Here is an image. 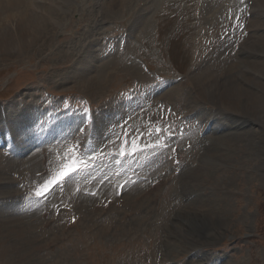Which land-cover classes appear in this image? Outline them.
Wrapping results in <instances>:
<instances>
[{
	"label": "rangeland",
	"instance_id": "rangeland-1",
	"mask_svg": "<svg viewBox=\"0 0 264 264\" xmlns=\"http://www.w3.org/2000/svg\"><path fill=\"white\" fill-rule=\"evenodd\" d=\"M77 1L71 7L69 6V12L71 13L66 17L59 18L63 21L62 27L58 28L56 33L54 32V36L49 40L52 42L50 46L48 43L45 46L44 44H39V46L30 43L27 45L22 44L24 46L20 47L19 52L14 51L15 54H5L6 51L2 53L3 50L0 48V107L17 105L22 108L26 103L27 105L32 102L36 104L41 102L39 99H42L41 96L44 95V92L45 94L46 91L52 92L58 95V99L62 103L59 108L65 109L66 115L74 112H77V114L92 111L94 113L99 112L95 124L99 121L97 125L99 126V124L102 125L106 121L108 131L99 129L93 134L94 136L97 134L96 138L97 141L100 140L99 144L104 143L105 148L110 153H115L119 149L130 148L134 143L135 145L148 143V138L153 137L154 132L160 129L170 136L168 141H164V145L171 144L165 146L168 151L170 147H174L173 145L180 148L182 167H180L178 173H175L178 177L169 182L164 188H160L157 195L160 194V196L155 203L156 205H152L153 216L148 214L146 223L140 220L132 221L135 215L136 217H142L146 213H131L125 220L128 227V230H125L126 233L124 231L111 236L109 234L100 235L102 229L98 228L99 224L108 229L117 226V222L121 221L116 214V210H110L109 215L105 214L94 221L95 227L88 228L87 224L80 222L69 229H62L61 226L67 225L65 222L70 221L71 218L70 215H68L70 217L66 216L69 214V211L66 210L62 217L63 222L61 220L52 222L48 231H46V226L49 222H44L42 227L37 230L38 236L40 235L39 239L43 240L40 239L41 242L39 243L41 244H38L39 247L37 246L38 248L35 250V259L42 260V264H167L170 260L167 256L171 255V258L174 259L172 261L180 264H264V164L261 160V158L264 159V147L258 145L252 147L247 139L248 133L242 139L236 140L235 136L231 134L234 130L229 131L227 128L228 119L224 116L225 111H222L223 114L221 113L216 117L220 121V128H214V132L203 137L200 136L195 141L192 138L195 143L190 149L186 142L190 141V137H192L191 129L187 131L188 135L178 133L174 130L178 128L179 122L174 119L163 120L156 114L157 100L151 93L155 89H150L148 93L147 90H139L135 100L122 103L123 99L134 97L138 88L148 89L155 82L153 76L145 73L141 74L142 69L137 61L139 56L144 58L149 67L159 74L173 79L180 76L178 83L182 84L175 86L183 85L188 80L190 82L199 66L197 64L194 68L197 40L202 38V35H206L202 31L204 24L213 21L218 23L220 10L225 5L224 0L208 1L209 3H218V9H211L212 7L208 5V2L202 8V3H199L198 0H185L183 2L166 0L165 3L160 2L161 4H158L160 7L157 4L154 7L153 3V7L150 8L151 10L149 9L150 11H147L149 5L147 0H137L138 2L133 0L127 5H123L124 0H121L120 5L116 0V8L113 14L111 12L102 13V9L100 6L95 5L94 0H85L83 3L82 0ZM143 2H146L144 8L142 7ZM78 3H82L80 4L81 7ZM56 5L60 6V3ZM200 6L202 9L199 8ZM141 8H143L142 14H144L140 17ZM198 9L199 11H197ZM153 12L156 13L152 14ZM226 15L227 20H229V14L226 13ZM150 16L152 18L149 20ZM146 18L149 20H147L149 23L147 27ZM6 26L4 28L9 29L10 26ZM120 27L123 29L122 32L126 33V42L122 43L126 46L125 50L123 53H119L120 55H118V52L114 55H108L107 52L102 55L101 50H99L101 37L106 34V37L115 35ZM138 35H142L139 38L140 40L136 38ZM211 35L209 34V36ZM87 45L88 48L89 46L95 47L97 52L86 53L88 49L84 52ZM209 52H207V55L211 53ZM228 52L226 53L228 54ZM259 59H263L260 54ZM176 69H181L182 72L179 73ZM95 78L98 79L99 89L93 92L91 88L94 86L91 84V80ZM184 87H187V91L191 88L189 84L184 85ZM172 89L169 88L166 90L168 93L162 94L161 101L171 102L182 112L184 110L183 97L176 96L175 98V95H171L173 93L171 92ZM67 97L68 103L66 104ZM259 97L263 98L264 103V92L259 91ZM64 103L66 105L63 107ZM227 106L229 105L225 104V107ZM107 107L109 109L104 110ZM130 107L134 108V112L137 113H134L132 109L130 111ZM16 109L21 110L20 108ZM214 109H216L214 105L206 104L204 112L212 115ZM41 112L45 113L44 111ZM109 112H112V115ZM122 115L125 117H122ZM133 115L135 118H137V115L139 116L137 120H134ZM128 117L131 118V121L134 120L132 123L135 124L131 125L133 127H129L131 122L129 123L126 120ZM120 118H125V120ZM121 120L123 121L122 124L126 125L123 129L120 127ZM72 122H76V120ZM250 122L252 120L243 121L240 128L250 126ZM67 124L68 121H65L64 125ZM134 125L137 127L135 130H133ZM252 125L253 130L258 134V139H262L264 142V116H261V121ZM106 133L107 135H105ZM139 133H141V137H138ZM220 134L229 139V142L225 145L221 144V141H214L213 139ZM113 136L115 137L113 138ZM12 137L14 136L12 135ZM38 137L39 133L35 136L36 142L39 139ZM156 140L159 141V139H153V141ZM234 141L236 142L235 145ZM159 142L162 144L161 141ZM53 143L56 142L51 141V144ZM104 144L99 146L102 147ZM14 145V148L19 150L15 141ZM55 146H51V149H49L48 164L50 173L47 176L41 179L38 178L42 166L40 165L41 160L37 149L34 148L26 153L19 150L22 153V155L20 154L22 158H18V154H7L6 162H9L10 165L4 164L7 170L5 173L0 172L1 178L3 177V180H1L5 182L14 179L17 182V189L26 192L25 189L28 188L29 193H27L29 195L45 185H50V182L56 178L60 168L63 167V165H59V159L66 160L70 158L69 153L63 150L62 145L58 148H55ZM221 151L230 153L231 156L223 157ZM258 152H261V155ZM2 157L3 154L0 155V161L3 162ZM158 158H160L159 163L162 165L167 162L169 165L171 163L166 154ZM230 158H234V160L230 161ZM50 163H52V166ZM155 163L148 166L147 171H154ZM14 169L18 172L13 171ZM35 174H37V180ZM99 183L95 182L84 190L83 183L75 182L72 186L69 185L67 188L60 189V191L52 192L51 198L46 201L47 205L55 207L58 202L66 205L77 204L79 206L80 204L85 205L88 209L90 208L89 211H92L91 204L95 199H93V196L85 194V192L95 193L97 195L95 198L98 199V195L104 197L113 193H109L112 191L113 184L107 186ZM142 184L144 182H138L135 186L128 187L129 195L124 197L131 200L130 196L145 190V185L142 187ZM0 198V209L3 210L4 204L8 205L9 200L3 198L2 195H0ZM22 200L24 205L21 208L26 212L20 213L29 216L30 219H28L36 224L37 219H40L37 215L40 213L41 206L30 208L29 205L25 204L23 194ZM199 201H207L217 211L218 216L213 218L214 224H206L211 221L209 219L196 223L198 227L195 229L197 230L196 233L202 236L213 233L216 238L217 233H223V235L216 243L204 244L193 250L194 252L182 249L172 250L166 243L167 236L172 231L178 233V239L182 245L190 246L187 241L189 236L187 233L191 224L188 225L183 217L174 220V217L177 216L176 211L179 213L182 210V214L186 215L183 211L189 209L190 202L198 205ZM13 210L18 211L14 207L8 210L7 215H14ZM99 212L96 210V215L101 213ZM129 213L127 212V215ZM64 216L68 220H65L67 218ZM220 216L225 217L223 222L219 220ZM57 217L58 215L55 219ZM174 221L180 225L179 229L174 226ZM110 224L114 225L111 226ZM194 224L191 226L193 227ZM204 226L208 228L205 231H203ZM8 228L12 229L13 224L8 223ZM218 228L220 229L218 230ZM215 232L216 234H214ZM7 235L8 233H0L1 252H3V247L15 241L14 237L7 239L4 246H1L2 240L6 239ZM204 254H210L214 257L203 261ZM25 258L27 257L17 258L14 263L23 264L21 259L26 260ZM9 259L11 260L9 256L3 258L0 254V264H12ZM27 264L29 263L27 262Z\"/></svg>",
	"mask_w": 264,
	"mask_h": 264
},
{
	"label": "bare ground",
	"instance_id": "bare-ground-1",
	"mask_svg": "<svg viewBox=\"0 0 264 264\" xmlns=\"http://www.w3.org/2000/svg\"><path fill=\"white\" fill-rule=\"evenodd\" d=\"M76 1L77 0H0V31H1L0 32V48H2L1 50H3L2 53L6 51L5 54H7V53L15 54L14 51L19 52L20 47L24 46L22 44L27 45L30 43V44H34V45H38V46H39V44H41V45L44 44V46H45L46 43H48V45L50 46L52 44V42L49 40L51 39V37L54 36L53 35L54 32L56 33L57 29L62 27L61 25H62L63 21H61L60 19L63 17H66V15L71 13V12H69V6L71 7L72 5H74V3H76ZM84 1L85 0H82V3ZM132 1L133 0H130V1L124 0L123 5H127V3L129 4ZM147 1H149V5L147 6V9L149 10L150 8L153 7V3H154V7H155L156 4H157V6H159L158 4H161L160 2L164 3V1H166V0H147ZM208 1L209 0H202L201 1L202 8H204V4ZM214 1H216V0H214ZM251 1H252V4L250 6L251 17L248 19V24H247V30L249 33L248 34L244 33V31L240 32V30H239V26L241 25V22L247 20V16L245 15V13H243V15L241 16V18L238 21H235V16L230 13L229 14V20H228V23H230V25H229L230 30L227 33V37H226L227 40L224 43H222L223 42L222 40L219 43H216V46L214 45L213 50L210 51L211 53L209 52L210 53L209 55L206 54L207 57L205 59H203V57H201L200 61L197 63L199 66L197 67L195 73L191 77L190 82L188 83L189 86H191V88L189 87L190 88L189 91H186L187 87H184V85L175 86L171 91V92H173L171 95H175L174 96L175 98H176V96L177 97L180 96L181 98L183 97L184 110L181 113H186L187 116H189L190 118L194 117V118H196V120L203 122L206 119L208 120L210 116L214 117L211 121V124H208L207 127H205L206 125L203 127V130L206 128L204 135L211 133V132H214V128H216V127L220 128V126H221L219 124L220 121H218L216 117H217V115L221 114L222 111L223 112L225 111L224 116L228 119V123H227L228 127L226 126V124H225V126L229 129V131L234 130L233 132H231V134H232V136H235L236 140L242 139L244 137V135L246 133H248L249 136L247 139L249 141V144L252 147L254 145L264 147L263 140L258 139L259 138V137H257L258 134L256 133V131L253 130V127H252L253 126L252 124H255V123L261 121V116L262 117L264 116L263 98L259 97V91L264 92V0H251ZM94 2H95L96 6H98V7L100 6V8L102 9V13L111 12L113 14L115 12L116 0H111V1L94 0ZM120 2H121V0H118L119 5H120ZM59 3H60V6H57L56 4H59ZM82 3H78V4L80 5ZM143 3H145V2H143ZM224 3H225V1H224ZM227 4H228V6H231V4L229 2H227ZM205 5H207V4H205ZM208 5H210L212 7L211 9H213V8L218 9V3L211 2ZM201 6L199 8H201ZM80 7H81V5H80ZM93 7H94V5H93ZM144 7H145V4H144ZM97 9H99V8H97ZM80 10H81V8H80ZM92 12H94V11H92ZM99 13H97V14H99ZM199 13H201V12H199ZM133 14H134V12H133ZM141 16H143V14H141L140 17ZM148 18H146V21H145L146 27H147V25L149 26L148 21L150 19L148 20ZM95 19H96V17H95ZM98 19L99 18L97 17V20ZM207 24H209L210 27H212V28L214 26H217V27L219 26V24L217 22H214V21L208 22ZM6 25L10 26L9 29L4 28ZM11 25H12V27H11ZM202 31H205V33H208V29H207L206 24H204ZM202 31H200V32H202ZM141 36L142 35H138L136 38L139 39ZM215 36H216V41H218L222 38V34L219 30H216ZM239 41H240L239 49L236 51L235 54H232L233 46L236 45V43ZM199 43L201 44V41H199ZM2 44H4V45H2ZM212 44H213V41H212ZM5 45H6V47H5ZM86 49H88V50L86 51ZM86 49L84 50V52L86 51V53L97 52L95 50V47H92V46H89V48H88V45H87ZM99 50H101V49L99 48ZM227 51H229L228 54L226 53ZM259 54L262 55V57H263L262 60L259 59ZM91 84L94 86L93 88H91V89H93L92 91L96 92L99 89L98 79L95 78V79L91 80ZM148 97H150V96H148ZM171 99H174V98H171ZM206 104H212L216 107V109H214V111H212L213 116L211 114L204 112V107ZM225 104L229 105V106L225 107ZM127 105L129 106V103ZM144 105H145V103H144ZM110 106H111V104H110ZM145 106H147V105H145ZM11 107H13V108L11 109ZM11 107H5V109H4L5 110L4 111L5 118L3 117L2 108L0 109V117L2 114V118H0V123L6 124V126H8L10 131L13 132L14 137L6 135L7 138L12 137L14 139L12 141L13 147H15V145H14V141H15L17 148L21 152H24V153L29 152V150L32 149V146H34L36 144L35 136L37 133H39L38 129L40 127H42L39 124V121L43 119V118H39V113H42V112L39 111L38 107L36 106V104L34 102H32L30 105H27V103H26L21 110L16 109V108L19 109V107L17 105L16 106L12 105ZM131 107H130V111L132 109ZM133 109H132V111L134 112ZM127 111H129V110H127ZM44 112L45 113H42L44 119H48L49 118L48 112L47 111H44ZM103 112H105V111H103ZM13 113H17V114L14 115ZM109 113L112 115V112H109ZM134 113H137V112H134ZM134 115L136 116V114H134ZM134 115H133V117H134ZM138 115H137V118L139 117ZM128 116H129V114H128ZM112 117L114 118V116H112ZM122 117H125V116L122 115ZM137 118H135L134 120H137ZM106 119H108V118H106ZM120 119H123V118H120ZM248 120H252V122H250V126H246L243 129H241L240 128L241 123L243 121H248ZM78 122L76 120V122H72V124L78 123ZM121 122H122V120H121ZM136 122H138V121H136ZM98 123H99V121L95 124V127H97V128H94V133L99 131V129L102 131H108L106 121H105V123L103 122L102 125L99 124V126H97ZM119 124H120V122H119ZM119 124L117 123L118 126H119ZM26 125L27 126L29 125V126L27 127ZM42 125L45 126L47 124H45L43 122ZM119 129H120V127H119ZM105 135H107V133ZM100 136H102V135H100ZM96 137H97V134H95V136H93L94 140L92 141V144L99 148L100 147L99 145L104 144V143L99 144L100 140L97 141ZM100 138H102V137H100ZM104 138H105V136H104ZM106 139L108 141V137ZM213 139H214V141H217V140L221 141V144H224V145H225V143L229 142L228 137L224 136L223 134L216 135ZM102 142H104V141H102ZM235 143L236 142L234 141V145H235ZM1 154H3V153L0 152V155ZM221 154L223 157H230L231 156L230 153H224L223 151H221ZM258 154L261 155V152H258ZM20 158H22V157L20 156ZM23 158H25V157L23 156ZM2 160H3V162L0 161V172L5 173V171L7 170L5 165H10V164H9V162H6L7 160H6L5 154H3ZM233 160H234V158H230V161H233ZM261 160L264 164V159L261 158ZM26 161H27V159H26ZM13 171H16V170L14 169ZM16 172H18V171H16ZM155 174L153 176V179H155V176H156ZM1 176L2 175L0 174V195H2L3 198L9 200V204L8 205L4 204V209L3 210L0 209V211H1L0 212V226H1V224H3L0 227V233H8L6 239L2 240L1 246H4V243L7 239H11L14 237L15 241H13L12 243L3 247V249H2L3 252L0 251L1 252L0 254L3 256V258L9 256L11 258V260L9 259V261H11L12 264H15L14 263V261H16L15 259L23 258L24 256L27 257L25 259L26 260L28 259V260L26 261L24 259H21V260H23V261H21L23 264L24 263L27 264V262L29 264H42L43 263L42 260L39 261L38 258L35 259L34 254L36 253L35 250H37V248L39 247L38 244L39 245L41 244L39 242H41L43 240L40 238L41 239V241H40V239H39L40 235L38 236L37 230H39V227L40 228L42 227V225L44 224V221L41 219H37L38 221L35 224L29 220L30 219L29 216H27L23 213H20V212H26V211L22 210L23 208H21V206L24 205L23 200H22V194L23 193L18 194L19 192L17 191V187H16L17 182L14 179H10V181L3 182L2 181L3 177L1 178ZM166 176H168V174ZM159 177H160V172H159ZM201 178H202V176H201ZM165 180H166V178L163 179V182H165ZM103 190L107 191L106 189H103ZM108 190H109V188H108ZM159 190H160V188L156 189L155 191H150V192L148 190H146V192H144V190H143L137 194H134L133 196H130L132 198L131 200L126 199V202L124 203L123 207L116 208V209H118L117 210L118 218L120 217L121 221L117 222V224H118L117 226L116 225L113 226L114 224L113 225L110 224L111 226H113V228H108V226H107L108 229H105L103 226H100V224H99V226L97 225L99 229H102L100 235L101 234H103V235L109 234L111 236L115 233L124 232L128 228L125 220H126L127 216H129L131 213H142V214L146 213L142 217H140V216L136 217V215H135L132 218V221H134V222L140 220L141 222L144 221L146 223L148 221V214L151 215L153 212V206L152 205L155 204L157 201V198H158L157 195L159 193ZM174 190H175V188H174ZM102 191H101V193H102ZM109 193H111V191ZM105 194H106V192L104 193V195ZM98 196L100 197V195H98ZM74 197H75V195H74ZM127 198H129V197H127ZM176 200H178V199H176ZM66 201H68V200H66ZM64 203H65V201H64ZM82 204H83V202H82ZM190 204H191V206L189 207V209L183 211L184 213H186V215H183L182 210H181L179 213H177L178 211H176L177 216L174 217V220L176 218L183 217L184 221L188 225L189 224L192 225L195 223L193 225V227L191 225H189L190 229H188V233H187V235H189L187 237V241H188L190 246L187 247L185 245H182L179 242L178 233L176 231H172V232H169L167 239H166V243H167L168 247H170L172 250L182 249V250H186V251L191 252V251L195 250L196 248H200L204 244L210 245V244L216 243L217 240L219 238H221V236L223 235V233H221V234L217 233V238H216V236H213V233L210 235H207V236H202L200 234H197L196 233L197 230H195L198 228L196 223L203 221L204 219H209L211 221L206 223V224H214L213 218L217 217L218 213L214 208H212L210 206V204L207 201H199L198 205H194V203H192V202H190ZM71 205L73 207V212L69 211V214H67L66 216L71 215L72 213L73 214L71 216L78 214L81 216V219L79 222L87 224L89 226L88 228L95 227L94 221L96 218L95 217L96 216V210H94L93 207H91V209H93V210L89 211L90 208L88 209L87 207H85V205L84 206H82L80 204H79V206L77 204H71ZM14 207H16V210H18V211L15 212L13 210L15 212L14 215H7L8 210L13 209ZM13 211H12V213H13ZM88 211H89V213H88ZM127 212H130V213L127 215ZM29 215H30V213H29ZM139 215H141V214H139ZM152 216H153V214H152ZM224 219H225L224 216L219 217V220L221 222H223ZM28 220H29V222H27ZM8 223L13 224L12 229L8 228ZM65 223H67V221ZM174 226L178 229L180 228V225L177 222H175ZM65 227H67V225H65L64 227L61 226L62 229H64ZM218 227H220V225H218ZM221 228H222V226H221ZM206 229H208L207 226H204L203 231H205ZM219 229L220 228H218V230ZM45 230L46 229L44 228V231ZM46 231H48V229ZM44 233H45V235H47L46 232H44ZM44 233H42V234H44ZM125 233H126V231H125ZM39 234H41V233H39ZM214 234H216V232ZM166 235H167V233H166ZM42 237H43V235H42ZM168 252H170V251H168ZM213 257L210 254H204V258H203L204 260L203 261H205L206 259H213ZM213 262H215V261H213Z\"/></svg>",
	"mask_w": 264,
	"mask_h": 264
},
{
	"label": "snow or ice",
	"instance_id": "snow-or-ice-1",
	"mask_svg": "<svg viewBox=\"0 0 264 264\" xmlns=\"http://www.w3.org/2000/svg\"><path fill=\"white\" fill-rule=\"evenodd\" d=\"M160 129H157V132H159ZM137 149V145H135V143L133 144V148H132V151L135 152ZM124 151L123 149L121 150V155H124ZM77 169V164H76V161H73L71 165H68L66 166V170L61 172L60 176L57 178V179H62L64 176H67L69 174V172H73ZM56 181H52L50 182V184H55ZM50 187V185H46L45 186V192L48 190V188ZM38 195H42L43 193L42 192H38L37 193ZM74 219V218H73Z\"/></svg>",
	"mask_w": 264,
	"mask_h": 264
}]
</instances>
